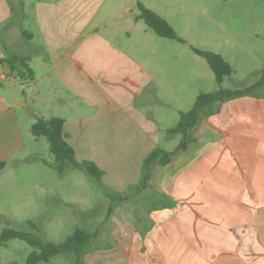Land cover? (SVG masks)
Instances as JSON below:
<instances>
[{
    "label": "rangeland",
    "instance_id": "374dc122",
    "mask_svg": "<svg viewBox=\"0 0 264 264\" xmlns=\"http://www.w3.org/2000/svg\"><path fill=\"white\" fill-rule=\"evenodd\" d=\"M21 2L17 21L16 0H0V36L12 29V43L3 47L30 54L36 81L9 72L0 89L15 87L18 99L24 91L26 111L35 119L28 122L17 109L23 150L0 167V232L11 228L59 244L78 227L98 231L85 246L97 244L120 210L132 212L134 188L126 184L139 169L145 180L149 153L140 159L142 144L176 147L182 136L167 129L198 93L248 89L264 96V82L257 85L264 71V0ZM138 2L161 15L175 37L159 36L139 18ZM5 14H13L11 24L3 22ZM20 27L31 38L18 34ZM196 50L220 54L231 74L218 84ZM42 114L63 119L75 160L93 162L99 178L83 167L67 164L59 172L50 165L46 138L30 131ZM32 250L22 239L0 241V264H24ZM38 264L84 263L67 251Z\"/></svg>",
    "mask_w": 264,
    "mask_h": 264
},
{
    "label": "crops",
    "instance_id": "0c3cea01",
    "mask_svg": "<svg viewBox=\"0 0 264 264\" xmlns=\"http://www.w3.org/2000/svg\"><path fill=\"white\" fill-rule=\"evenodd\" d=\"M12 18L5 14L3 22ZM0 37V60L28 56L30 66V54L3 47L12 43V29ZM9 72L0 62V73ZM22 93L18 99L15 87L0 89V167L23 150L17 109L35 119ZM153 143L142 144L140 159L157 148ZM179 143L162 148L171 152L168 162H153L145 185L140 169L126 184L134 188L132 212L120 210L97 244L85 246L88 239L84 264H264V96L246 91L202 108L186 146Z\"/></svg>",
    "mask_w": 264,
    "mask_h": 264
},
{
    "label": "trees",
    "instance_id": "16d2710c",
    "mask_svg": "<svg viewBox=\"0 0 264 264\" xmlns=\"http://www.w3.org/2000/svg\"><path fill=\"white\" fill-rule=\"evenodd\" d=\"M137 7L139 9L138 17L141 18L152 30H154L156 34L169 38L175 37L172 27L156 11L141 2L137 3ZM24 35L29 36L30 34L24 33ZM196 51L199 55L205 58L214 73L215 80L218 84L222 83L224 76L231 74L232 68L230 64L220 54L205 50ZM29 60L30 58L28 56H13L6 60H0V62L6 61L9 64L10 72H15L20 79L32 81L34 80L35 75L33 69L28 64ZM262 82H264V71L261 80L257 85ZM246 91H248V89L230 90L221 88L217 91L198 93L193 106L190 109L180 112L177 123L167 129V134L179 133L182 136L179 147L184 148L186 146L189 132L196 124L198 113L202 108L211 105L216 101L241 95ZM30 131L34 137L42 136L46 138L48 149L53 155V163H50V165L57 171H65L66 165L70 164L74 167H83L90 176L99 178L102 175L100 168H98L93 162L86 161L79 163L75 160L74 149L66 141V134L63 131L62 118L56 116H51L49 118L39 117L31 124ZM170 154L171 152L157 147L144 158L143 171L145 180L143 185H145L149 177L150 165L156 161L160 165H165L168 162ZM29 225L32 227L35 226L32 222H30ZM90 237L91 233H87L84 229L78 227L75 228L62 243L59 244L51 241H42L40 239L33 238L25 232L11 228H4L0 232L1 242L18 238L26 241L33 247V250L28 254L24 264H38L39 262H45L51 256L67 251L73 252L76 256V261H78L82 256L84 245Z\"/></svg>",
    "mask_w": 264,
    "mask_h": 264
},
{
    "label": "built area",
    "instance_id": "2783aa9c",
    "mask_svg": "<svg viewBox=\"0 0 264 264\" xmlns=\"http://www.w3.org/2000/svg\"><path fill=\"white\" fill-rule=\"evenodd\" d=\"M0 78L2 80H5L7 78V74L6 73H0Z\"/></svg>",
    "mask_w": 264,
    "mask_h": 264
}]
</instances>
